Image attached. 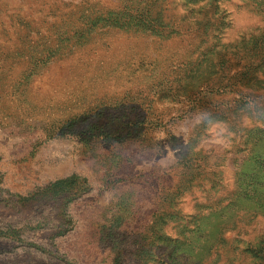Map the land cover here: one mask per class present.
Segmentation results:
<instances>
[{"label": "rangeland", "instance_id": "obj_1", "mask_svg": "<svg viewBox=\"0 0 264 264\" xmlns=\"http://www.w3.org/2000/svg\"><path fill=\"white\" fill-rule=\"evenodd\" d=\"M256 139L264 0H0V264H254Z\"/></svg>", "mask_w": 264, "mask_h": 264}, {"label": "trees", "instance_id": "obj_2", "mask_svg": "<svg viewBox=\"0 0 264 264\" xmlns=\"http://www.w3.org/2000/svg\"><path fill=\"white\" fill-rule=\"evenodd\" d=\"M237 103L239 104V106H245L247 101L244 102L241 99L240 101H237ZM263 141H264V139H256L252 145L256 146V145L260 144V142H263ZM256 159H257L256 161L260 163L259 168L261 169V165L264 166V156H262L261 158H256ZM245 185H246V183H245ZM245 185L240 187V193L243 194L245 197L252 196V194L250 193L251 192L250 190L252 189V187L249 189L248 188L245 189ZM247 252L250 253L252 259L254 260V264H263L264 263V241L255 245V247L250 246Z\"/></svg>", "mask_w": 264, "mask_h": 264}]
</instances>
